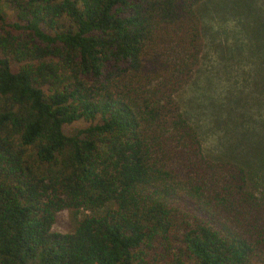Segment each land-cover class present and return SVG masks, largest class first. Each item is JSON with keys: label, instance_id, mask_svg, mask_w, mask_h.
I'll return each mask as SVG.
<instances>
[{"label": "trees", "instance_id": "obj_1", "mask_svg": "<svg viewBox=\"0 0 264 264\" xmlns=\"http://www.w3.org/2000/svg\"><path fill=\"white\" fill-rule=\"evenodd\" d=\"M4 2L0 264H264V0ZM207 13L236 75L203 113Z\"/></svg>", "mask_w": 264, "mask_h": 264}, {"label": "rangeland", "instance_id": "obj_2", "mask_svg": "<svg viewBox=\"0 0 264 264\" xmlns=\"http://www.w3.org/2000/svg\"><path fill=\"white\" fill-rule=\"evenodd\" d=\"M218 1L219 0H217V2ZM0 4L6 22H10L12 11L4 0H1ZM204 22V51L201 70L206 72L205 74L210 75L212 84L208 86L204 84V81H199V83L197 82V85H195L196 87H189L185 94L186 102L189 101V103H192V106L196 110L203 113H205V99L208 96H212L214 98V94H217L222 85L226 83L221 75V71L225 73V77L227 72H230L231 77L236 75L235 67H232L230 70L220 68V60L223 57L224 52L230 54L232 48H234V45L232 44V42L236 39L234 38V21L225 13H207L204 16ZM245 68L246 67L244 66H240L239 71H245ZM237 80L240 82L241 78H237ZM192 95L195 102L191 99ZM200 119L203 120L204 117L200 116ZM202 130L205 133V140L207 141L210 135V133L207 132L209 129L203 126ZM74 221L75 220H73L69 212L61 211L57 214L51 229L52 231L59 233L71 232L74 228Z\"/></svg>", "mask_w": 264, "mask_h": 264}]
</instances>
